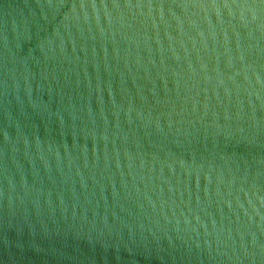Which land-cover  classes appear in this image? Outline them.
<instances>
[{"label":"water","instance_id":"95a60500","mask_svg":"<svg viewBox=\"0 0 264 264\" xmlns=\"http://www.w3.org/2000/svg\"><path fill=\"white\" fill-rule=\"evenodd\" d=\"M0 264H264V0H0Z\"/></svg>","mask_w":264,"mask_h":264}]
</instances>
